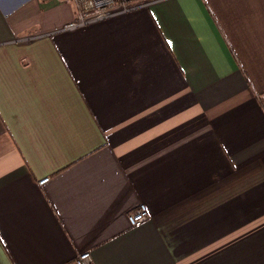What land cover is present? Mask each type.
<instances>
[{"label": "crops", "instance_id": "0c3cea01", "mask_svg": "<svg viewBox=\"0 0 264 264\" xmlns=\"http://www.w3.org/2000/svg\"><path fill=\"white\" fill-rule=\"evenodd\" d=\"M76 18L0 0V264H264V0Z\"/></svg>", "mask_w": 264, "mask_h": 264}, {"label": "built area", "instance_id": "2783aa9c", "mask_svg": "<svg viewBox=\"0 0 264 264\" xmlns=\"http://www.w3.org/2000/svg\"><path fill=\"white\" fill-rule=\"evenodd\" d=\"M51 1V0H42ZM63 1V0H60ZM75 5L77 18L62 28V31H72L93 23L101 22L128 14L150 4L163 0H67ZM50 178L39 182L40 186L47 184ZM149 211L146 205H140L130 212L128 222L131 227H140L148 221ZM71 264H94L89 252L80 254Z\"/></svg>", "mask_w": 264, "mask_h": 264}]
</instances>
